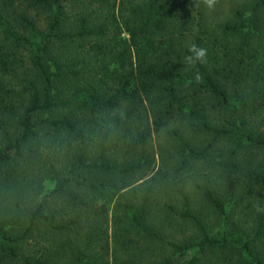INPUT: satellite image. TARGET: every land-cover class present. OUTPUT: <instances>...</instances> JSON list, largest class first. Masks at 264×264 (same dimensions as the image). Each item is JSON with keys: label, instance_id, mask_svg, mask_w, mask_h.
I'll return each instance as SVG.
<instances>
[{"label": "trees", "instance_id": "trees-1", "mask_svg": "<svg viewBox=\"0 0 264 264\" xmlns=\"http://www.w3.org/2000/svg\"><path fill=\"white\" fill-rule=\"evenodd\" d=\"M208 3L0 0V264H264V0Z\"/></svg>", "mask_w": 264, "mask_h": 264}, {"label": "rangeland", "instance_id": "rangeland-1", "mask_svg": "<svg viewBox=\"0 0 264 264\" xmlns=\"http://www.w3.org/2000/svg\"><path fill=\"white\" fill-rule=\"evenodd\" d=\"M235 1L237 2L240 0H208L209 12L210 14H213L215 20L219 22L220 20H223L225 19L226 16H228V13L232 8V5L236 3ZM153 145L155 150L158 152L159 142L157 141V139H154ZM110 209H111L110 218H113L112 208Z\"/></svg>", "mask_w": 264, "mask_h": 264}, {"label": "clouds", "instance_id": "clouds-1", "mask_svg": "<svg viewBox=\"0 0 264 264\" xmlns=\"http://www.w3.org/2000/svg\"><path fill=\"white\" fill-rule=\"evenodd\" d=\"M190 51L192 52V55L186 57V60L189 64L204 62L206 58V51L204 49L193 46Z\"/></svg>", "mask_w": 264, "mask_h": 264}]
</instances>
